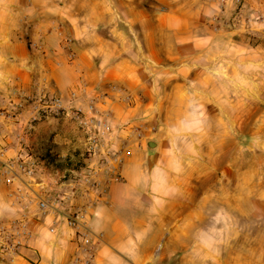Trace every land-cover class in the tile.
Returning a JSON list of instances; mask_svg holds the SVG:
<instances>
[{"label": "crops", "instance_id": "obj_1", "mask_svg": "<svg viewBox=\"0 0 264 264\" xmlns=\"http://www.w3.org/2000/svg\"><path fill=\"white\" fill-rule=\"evenodd\" d=\"M71 94L76 108L94 99L124 125L116 145L129 150L120 180L106 200L92 195L83 219L93 264H146L139 237L160 234L148 221H169L172 234L194 220L211 194L206 186L196 200V187L215 170L226 198L232 189L225 203L264 219V162L211 160L228 141L242 148L245 119H264V0H0V220L24 216L30 232L0 264H72L76 229L38 207L67 188L85 147L82 132L65 131L69 112L46 109ZM18 157L34 159L33 179L13 166ZM84 205L77 196L64 209ZM253 240L226 264H264Z\"/></svg>", "mask_w": 264, "mask_h": 264}, {"label": "rangeland", "instance_id": "obj_2", "mask_svg": "<svg viewBox=\"0 0 264 264\" xmlns=\"http://www.w3.org/2000/svg\"><path fill=\"white\" fill-rule=\"evenodd\" d=\"M67 120L71 126H66L65 131L81 135L82 131L77 124L76 128L72 119ZM214 138L217 137L212 135V139ZM78 143L80 146L73 156L77 161V170L84 166L86 159L83 141ZM238 144L237 141L232 144L228 141V153L211 157L212 163L220 166L228 162H264V156H261L264 155V119H245L241 149ZM220 179L222 175L215 170L204 183L200 182L195 190V199L198 200L204 187L209 186L211 194L206 196L208 202L204 201L196 206L194 220H180L172 234L169 221H148L155 224V229L160 234L139 237L142 240L140 246L147 248L146 264H226L227 259L234 258L236 254L247 256L248 245L254 243L252 239L255 238L260 244L264 243V219H246L237 215L228 202L225 203L232 189H226V198ZM253 190L261 192V189Z\"/></svg>", "mask_w": 264, "mask_h": 264}, {"label": "built area", "instance_id": "obj_3", "mask_svg": "<svg viewBox=\"0 0 264 264\" xmlns=\"http://www.w3.org/2000/svg\"><path fill=\"white\" fill-rule=\"evenodd\" d=\"M213 20L218 19L214 17ZM76 99L74 94L66 98L55 96L47 101L46 109L54 113L67 111L71 114L84 135L85 164L75 172L65 190L50 199H41L38 207L42 211L55 210L68 227L76 229L77 250L72 264H93L97 244L92 240L83 219L87 210L92 208V195L95 201L106 200L108 185L120 180L119 166L122 156L128 155L129 150L116 145L117 133L123 130L124 125L113 126L108 119V113L100 112L94 99L89 100L84 109L73 105ZM13 166H18L29 179H33L37 172L31 157L27 163H23L18 157ZM77 196L85 200V205L73 212L65 211L64 207L70 205ZM29 238L30 232L24 216L7 221L0 220V261L13 262Z\"/></svg>", "mask_w": 264, "mask_h": 264}, {"label": "water", "instance_id": "obj_4", "mask_svg": "<svg viewBox=\"0 0 264 264\" xmlns=\"http://www.w3.org/2000/svg\"><path fill=\"white\" fill-rule=\"evenodd\" d=\"M148 147H149V148H154V147H155V145H154V143H153V142H149V143H148Z\"/></svg>", "mask_w": 264, "mask_h": 264}]
</instances>
